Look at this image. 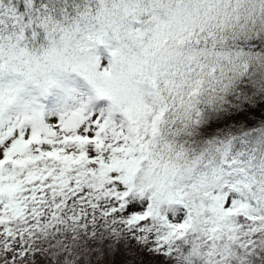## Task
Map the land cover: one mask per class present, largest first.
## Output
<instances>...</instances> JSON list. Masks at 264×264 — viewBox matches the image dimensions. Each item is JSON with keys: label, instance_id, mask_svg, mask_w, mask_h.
<instances>
[{"label": "snow or ice", "instance_id": "1", "mask_svg": "<svg viewBox=\"0 0 264 264\" xmlns=\"http://www.w3.org/2000/svg\"><path fill=\"white\" fill-rule=\"evenodd\" d=\"M0 264H264V0H0Z\"/></svg>", "mask_w": 264, "mask_h": 264}]
</instances>
